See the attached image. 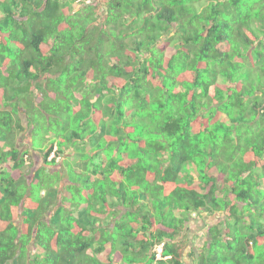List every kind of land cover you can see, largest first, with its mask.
Listing matches in <instances>:
<instances>
[{
    "label": "trees",
    "instance_id": "1",
    "mask_svg": "<svg viewBox=\"0 0 264 264\" xmlns=\"http://www.w3.org/2000/svg\"><path fill=\"white\" fill-rule=\"evenodd\" d=\"M69 3L0 0V264H264V0H107L111 42Z\"/></svg>",
    "mask_w": 264,
    "mask_h": 264
},
{
    "label": "rangeland",
    "instance_id": "2",
    "mask_svg": "<svg viewBox=\"0 0 264 264\" xmlns=\"http://www.w3.org/2000/svg\"><path fill=\"white\" fill-rule=\"evenodd\" d=\"M96 1V0H95ZM67 10V13L70 15L72 14L73 17H71V19L73 20H76V19H82V15L86 12V11H89L91 10V6H83L81 5V7L79 9H77V7H73V5L71 3H69V7ZM109 14H112V12L110 10H106V14H105V20L108 21V25L106 26V28L104 27V30H105V33H106V36L108 37V41L111 42L112 39L116 36L118 37L119 35V31H118V28L120 27V24H121V20H117L114 16H111L109 17L108 15ZM109 46V44H107ZM9 54H11V56H8L6 55V53H4V58L2 60H0V68L2 69H5V68H10L11 66L13 67L14 65L12 64L13 62L16 63V65H18V60L20 59L19 57H16L14 56V54H16L15 52H9ZM84 70H81V69H77V73H80ZM97 74V73H96ZM44 82V81H42ZM19 85V84H18ZM0 91H1V82H0ZM39 94L37 92V90H31L27 93V95L25 96V103H27V100H30L33 102V104L35 103H49L47 105V107L45 108L44 106L39 108L37 106H35L34 108L31 109V115L33 116V119L32 120H35V122L37 121V123H39V125H41V128H44V126H46V122H45V119H44V113L42 112L44 109H48V111H52V108H54L55 106H52L50 101L51 100H40L38 101L37 99H33L32 96H35ZM41 94V93H40ZM42 96V94H41ZM17 97V96H16ZM14 97V98H16ZM106 97H108L107 94H103V98H105V100L107 99ZM12 98V99H14ZM102 98V99H103ZM4 99H3V96L0 95V106H1V109H4L6 106L2 105L3 104ZM16 103V107L18 108L17 109V117L19 119V122H20V125L23 127L20 131H17L16 129H12L13 131V134H11V138H15L16 143L20 149L21 152H24V151H27L29 153V158L31 157L32 161L33 162V166L31 168H29V170L31 169V174L30 176L32 177L33 174L35 173V171H39L40 169L44 168L45 169V172L43 174L44 178H48L50 175H52V172L56 167H59V166H62V161L66 159V156L62 155L61 157L59 158H56V162L55 164L53 165H47L44 163L43 161V158H42V155L39 153V152H35V151H31V149L33 150V147H37L35 144V136L32 138V128L31 126L27 123L28 119L25 117V114H24V109L22 108V106H18L19 105V102L18 101H14ZM104 102V101H102ZM32 104V105H33ZM6 105L8 106V109H10V104L8 102H6ZM13 108V107H12ZM51 116H53V114L51 113ZM221 119L223 121H225V118H224V115L221 116ZM67 120V119H66ZM53 121V125H57V122L59 121H56L55 119H52ZM37 126V125H36ZM42 132V131H41ZM34 133L37 135V127L34 128V131H33V135ZM40 137V135H38ZM37 136V137H38ZM51 136V134H47L44 133L43 134V137H44V140L46 139H49V137ZM1 138V137H0ZM31 140L33 141L32 143V146H31ZM1 141V139H0ZM14 141V140H13ZM31 146V148H30ZM67 152H70V151H67ZM66 155V154H65ZM52 154L47 158V161L50 162V160H52ZM27 158L26 160L29 161L30 159ZM30 162V161H29ZM28 165V162H26ZM21 190H25L26 188L24 187V184L21 183L19 184ZM35 188V186H33ZM33 191V189H31ZM205 222L207 223H211L213 224L214 220H209V218H207L205 220ZM189 229H188V232H189V236L191 238V246L199 253L200 251V248L201 246L203 245L204 241L206 240L204 238V235L203 233L205 234L206 233V226L203 225V223L197 219H192L189 221ZM187 263H190V261H188Z\"/></svg>",
    "mask_w": 264,
    "mask_h": 264
},
{
    "label": "clouds",
    "instance_id": "3",
    "mask_svg": "<svg viewBox=\"0 0 264 264\" xmlns=\"http://www.w3.org/2000/svg\"><path fill=\"white\" fill-rule=\"evenodd\" d=\"M69 2L73 5V7H77V9H79L81 7V5H83V6H91V8L93 9V11H95V13L97 14V17L98 18L101 17L100 19H98V22L99 23H104L105 22V14H106V10H107V7H108V4L106 3L107 0H96V1L95 0H69ZM17 131H20V130H17ZM14 142H15V146L19 149V147L17 145L18 143L16 142L15 138H14ZM31 146H32V140H31ZM31 146H30V148H31ZM19 151H20V149H19ZM31 151H33V150L31 149ZM26 152L27 151H24V152H21L20 151V153H26ZM35 152H37V151H35ZM51 154L53 155L52 156V158H53L54 157V153L52 152ZM200 250H201V248H200ZM158 252H160V249H158Z\"/></svg>",
    "mask_w": 264,
    "mask_h": 264
}]
</instances>
